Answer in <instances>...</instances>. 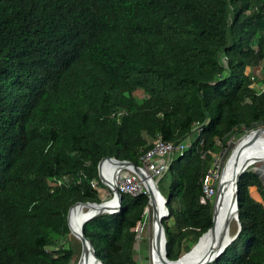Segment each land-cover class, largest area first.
Here are the masks:
<instances>
[{"label": "trees", "instance_id": "16d2710c", "mask_svg": "<svg viewBox=\"0 0 264 264\" xmlns=\"http://www.w3.org/2000/svg\"><path fill=\"white\" fill-rule=\"evenodd\" d=\"M262 60L264 0H0V264L77 262L69 208L103 201L102 158L141 165L158 135L189 138L157 180L167 256L188 252L213 224L215 198L200 197L215 158L264 125L248 71ZM238 204L241 230L209 264H264L256 164ZM148 205V192L123 193L119 211L84 224L103 264L148 256Z\"/></svg>", "mask_w": 264, "mask_h": 264}, {"label": "bare ground", "instance_id": "6f19581e", "mask_svg": "<svg viewBox=\"0 0 264 264\" xmlns=\"http://www.w3.org/2000/svg\"><path fill=\"white\" fill-rule=\"evenodd\" d=\"M257 158L253 162L256 164L257 162L264 161V125L260 126L247 134L240 137L237 142L232 147L227 160L220 170L219 173V180L220 181V188L221 191L218 195V203L217 208L220 215V220L226 216L228 213V205L230 203V195L232 191V186L229 184L231 175L233 173L235 165L239 164L241 161L249 159V158ZM102 175L107 185L111 188L118 183L120 173L123 169L120 170L119 166H112L109 169L105 168V165L102 167ZM144 188L149 190L153 193L154 198L157 202V215L153 219L152 215V205H148L146 208V226L149 229L150 236L152 238V231H159L160 222L163 219V212H164V204L161 198H157L156 191L152 185V182L143 181ZM117 198L114 197V194L106 199L103 200L101 205H87V204H77L73 207L70 213V227L72 228V234L77 238V231L82 226L84 218L99 210L103 209L105 211L111 210L115 207ZM237 223L235 218L230 217V224L228 230L225 234L232 235V226L234 223ZM146 228V227H145ZM232 233V234H231ZM217 242L213 240L210 236L202 237L199 241L195 243V245L188 251L184 256L180 259L179 263L177 264H206L208 258L210 257L211 253L214 251ZM150 264H169L165 262L163 259V252H162V245L157 247L151 246L150 249ZM82 264H99L92 254L90 253L87 261Z\"/></svg>", "mask_w": 264, "mask_h": 264}, {"label": "water", "instance_id": "95a60500", "mask_svg": "<svg viewBox=\"0 0 264 264\" xmlns=\"http://www.w3.org/2000/svg\"><path fill=\"white\" fill-rule=\"evenodd\" d=\"M260 127V126H259ZM256 129V128H255ZM254 130V129H252ZM250 130V131H252ZM249 131V132H250ZM248 133V132H247ZM244 133L243 135L247 134ZM242 135V136H243ZM241 136V137H242ZM103 160H106L105 165H108L110 163H115L116 166L120 167V170L122 168H128L129 170H135L139 173V175L141 176L142 181H150L152 182V185L156 191V195L158 196L157 198H161L164 204V212H163V218L166 217L169 214L168 211V207L166 205L167 203V198L164 196V194L161 192V190L158 187V181L157 179L153 178L152 176H150L145 170L144 168H142L139 165H136L133 161L130 160H120L117 159L116 157H104L101 159V161L99 162V166H98V170H99V177L101 179V181L105 184V180L103 178L102 175V162ZM257 160V158L253 157V158H249L246 160L241 161L239 164L235 165L233 173L231 175L230 178V182L229 184H231L232 186V191H231V195H230V203L228 205V213L226 214V216L224 218H222V220H220V215L218 212V208H217V203H218V195L221 191L220 188V181L218 180V184H217V190H216V196H215V203H214V209H213V224L212 226L206 231L204 232L200 237L199 240L202 237L205 236H210L213 240H215L217 242L216 247L214 249V251L211 253L210 257L207 260L206 264H209V262L215 260L224 250L225 248L233 241L236 239V237L238 236L240 230H241V223L239 221V215H238V210H239V204H238V182L240 179V176L246 171L248 170V168H250V166L254 165L253 162ZM111 188V187H110ZM112 192L114 194V197L117 198L115 207L112 208L111 210H103V209H99L89 215H87L82 223V226L80 227V229L77 231V239L79 240L80 244H81V252L78 258V261L76 264H82L85 261H87V258L89 256V254L91 253L92 256L94 257V259L99 263V264H103L102 261L100 260V258L98 257L95 248L93 246V243L91 241V239L85 235L84 233V229L83 226L86 222H88L89 220L105 214V213H115L117 211L120 210L121 208V202H122V198H123V193L120 191V189L118 188L117 184H115L112 188ZM145 192L149 193V204L152 205V215H153V219L156 217L157 215V202L156 199L154 198V195L152 192H150L149 190L145 189ZM103 202H91V201H87V202H82V201H77L76 203H74L68 211V216H67V222H68V226L70 228V233H72V228L70 227V213L71 210L73 209L74 206H76L77 204H87V205H101ZM230 217L231 218H235L237 220L238 223V228L237 231L232 234H225V232L228 230L229 228V224H230ZM198 240V241H199ZM166 235H165V228L163 226V222H160L159 225V231H152V238L150 239V248L151 246L153 247H157L162 245V252H163V259L165 260V262L169 263V264H177L179 263L180 259L184 256V253L182 256H180L178 259L176 260H171L168 258L167 256V252H166Z\"/></svg>", "mask_w": 264, "mask_h": 264}, {"label": "built area", "instance_id": "2783aa9c", "mask_svg": "<svg viewBox=\"0 0 264 264\" xmlns=\"http://www.w3.org/2000/svg\"><path fill=\"white\" fill-rule=\"evenodd\" d=\"M223 61L226 63V58H224ZM257 77L258 74L251 72V86L256 88L258 90V93H261L264 91V82H259L257 80ZM188 139L189 138L176 144L172 141L165 140L162 138V136L158 135L153 140L152 147L142 155L141 165L139 166L144 168V170L150 176L158 180L168 169L171 155L175 152L182 153L187 146L186 144ZM218 162L219 159L216 157L215 163L217 164V167H219L220 164H218ZM105 163L106 160H103L102 167L105 165ZM112 166H116V164L112 162L108 165V167L107 165H105V168L109 169ZM218 174V169L215 172L212 170L208 172L207 177L204 181L203 194L200 197V201L202 203H206L208 199L212 198L215 195L216 190L213 185V180L218 176ZM120 175L121 177L119 176L117 186L122 193L137 195L143 191L145 192L143 181L137 171L129 170L124 174L120 173ZM93 187L100 190V187L96 183H93Z\"/></svg>", "mask_w": 264, "mask_h": 264}, {"label": "rangeland", "instance_id": "374dc122", "mask_svg": "<svg viewBox=\"0 0 264 264\" xmlns=\"http://www.w3.org/2000/svg\"><path fill=\"white\" fill-rule=\"evenodd\" d=\"M223 59H224V57H223ZM262 66H264V60H262V62L260 63V65H258L255 68L256 69L255 70V73L258 74L259 76L262 75V72H261ZM248 71L249 72H252L250 70V68H248ZM138 95H140V94H138ZM241 136H239V137H232V139L230 140V143H229L230 146H229V148L226 151H224V155L223 156H220V157L217 156V158L219 159V163H220L219 164V167H218V172L219 173H220V170L222 169V167L224 166V163L226 161V158H227L228 154L230 153L231 148L234 146L233 144H235L237 142V140ZM256 170L262 175V178L264 180V161H260V162H257L256 163ZM127 171H129V170L128 169H123L121 171V173L124 174ZM220 175H221V173H220ZM120 177H121V175H120ZM215 179H216V181L219 180V174H218V176ZM99 193H100V197H101L102 200H106V199L110 198L113 195L112 189L106 183H105V185H103L102 187H100ZM215 196H216V193H215V195L213 197L215 198ZM145 222L146 221H145V217H144V221L142 222V224L138 228V230H139L138 240H139V242H141L142 238H147L148 237L149 238L148 246L145 247L146 244H142L141 246L140 245L138 246V249L143 250V249H146L147 248V253H148L147 255L148 256L144 258L143 257L144 254H141V255L138 254V258H139V263L140 264H150V258H151V256H150L151 255L150 254V249H151L150 248V239H151V236H150V233L148 232L149 229H147V226H146V223ZM232 228H233L232 229V233L234 234L237 231L238 223L235 222L233 224ZM69 237H70L69 240H70L71 243L80 244L79 240L72 233H70V236ZM194 245H195V243H193V246ZM76 263L77 262H75L73 264H76Z\"/></svg>", "mask_w": 264, "mask_h": 264}]
</instances>
